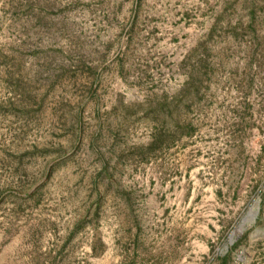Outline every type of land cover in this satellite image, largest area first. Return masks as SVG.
I'll list each match as a JSON object with an SVG mask.
<instances>
[{
    "label": "rangeland",
    "instance_id": "rangeland-1",
    "mask_svg": "<svg viewBox=\"0 0 264 264\" xmlns=\"http://www.w3.org/2000/svg\"><path fill=\"white\" fill-rule=\"evenodd\" d=\"M0 264H264V0H0Z\"/></svg>",
    "mask_w": 264,
    "mask_h": 264
},
{
    "label": "water",
    "instance_id": "water-1",
    "mask_svg": "<svg viewBox=\"0 0 264 264\" xmlns=\"http://www.w3.org/2000/svg\"><path fill=\"white\" fill-rule=\"evenodd\" d=\"M244 222H245V221L243 220L242 223L244 224ZM232 243H233V240H232V237H231V238H230V241H229V244H232Z\"/></svg>",
    "mask_w": 264,
    "mask_h": 264
}]
</instances>
